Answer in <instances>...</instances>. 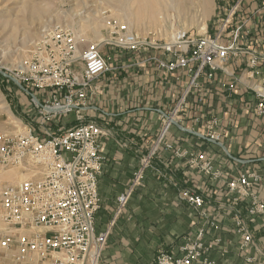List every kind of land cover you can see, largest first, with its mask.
Here are the masks:
<instances>
[{
  "label": "crops",
  "instance_id": "1",
  "mask_svg": "<svg viewBox=\"0 0 264 264\" xmlns=\"http://www.w3.org/2000/svg\"><path fill=\"white\" fill-rule=\"evenodd\" d=\"M250 1L245 13L251 16H243L235 50L213 77L207 76L208 67L199 74L184 108L176 113L177 122L161 141L163 117L175 109L192 73L185 68L162 71L144 59L162 51L144 50L132 57L121 53L119 74L101 77L102 93L95 94L85 112L86 120L104 130L100 142L105 160L98 178L101 206L95 214V230L110 234L99 264H154L161 252L181 254L189 238L202 228L205 243L220 239L204 254L216 264H264V217L250 222L249 198L235 201L226 188L227 176L254 170L261 178L254 190L264 197V119L254 111L258 91H264V0ZM213 117L225 130L220 143L204 134L207 119ZM189 152L204 153L222 175L216 178L191 167ZM145 158L150 162L142 180L118 211V197L130 190ZM183 189L205 195V205L195 207L182 196ZM238 213L253 233L247 247L241 246L235 229ZM193 264L204 263L199 259Z\"/></svg>",
  "mask_w": 264,
  "mask_h": 264
},
{
  "label": "built area",
  "instance_id": "2",
  "mask_svg": "<svg viewBox=\"0 0 264 264\" xmlns=\"http://www.w3.org/2000/svg\"><path fill=\"white\" fill-rule=\"evenodd\" d=\"M176 34L168 41L156 40L120 22L111 26L102 42H94L79 53L75 35L55 28L38 43L31 57L20 62L15 79L31 94L37 117L26 131L5 134L0 142V168L21 165L28 174L24 180L0 185V264H99L109 232L95 230V214L101 206L98 178L105 160L100 142L104 130L83 116L96 94V81L113 68L102 48L111 45L120 53L134 55L161 50L160 55H146L145 61L156 63L162 71L185 68L192 73L175 109L163 117L161 141L170 125L177 122L176 113L184 108L199 74L208 67L211 78L215 70L223 68L240 32L232 28L229 40L220 34L200 38H190L185 31ZM251 61L255 63L256 58ZM258 92L254 111L264 119V91ZM70 112L77 115L74 125L56 123L58 117ZM224 133L217 117L207 119L206 139L220 143ZM149 162V158L143 160L130 190L118 197V211L127 204ZM189 163L216 178L222 175L204 153L189 152ZM260 181L254 170L226 179V188L235 201L249 198L246 211L250 222L259 215L264 217V197L254 190ZM181 193L197 208L206 203L205 195L195 190L183 189ZM234 221L241 246L251 245L253 233L247 219L238 213ZM204 235V228L198 230L181 254L161 252L154 264H193L199 259L204 264H216L204 254L220 239L205 243Z\"/></svg>",
  "mask_w": 264,
  "mask_h": 264
},
{
  "label": "rangeland",
  "instance_id": "3",
  "mask_svg": "<svg viewBox=\"0 0 264 264\" xmlns=\"http://www.w3.org/2000/svg\"><path fill=\"white\" fill-rule=\"evenodd\" d=\"M208 1L204 3L205 12L203 6L191 0H181L175 16L171 18L164 10L160 17L162 9L155 7V4L148 7L146 0H0V70L11 76L0 73V142L5 134L24 132L26 126L35 124L32 119L37 114L32 96L13 79L20 62L32 56L38 43L47 39L45 35L51 30L62 28L71 31L79 42V53L94 42H102L108 36L111 26L120 22L128 23L142 36L155 37L161 41L170 40L172 35L176 37L179 31H185L190 38L220 34L224 40H229L228 34L232 28L239 29L238 40L244 26L243 16L248 15L245 8L249 7L251 1ZM183 2H186L187 8ZM102 50L113 66L105 76L118 75L121 70V53L111 45H104ZM75 69L81 71L78 65ZM102 80L99 78L93 88L97 96L102 93L103 88L99 82ZM29 91L39 93L38 90ZM83 117L86 119L88 116ZM55 121L59 125L64 123L72 126L78 120L76 113L70 112ZM25 171L21 165L0 168V185L24 180L28 175ZM154 220L149 225L153 226Z\"/></svg>",
  "mask_w": 264,
  "mask_h": 264
},
{
  "label": "bare ground",
  "instance_id": "4",
  "mask_svg": "<svg viewBox=\"0 0 264 264\" xmlns=\"http://www.w3.org/2000/svg\"><path fill=\"white\" fill-rule=\"evenodd\" d=\"M142 1V0H141ZM181 0H146V4L147 6L149 7V5H153L155 4V7H158V9H162V13L160 12L159 13V16H163V10L164 12H166L168 14L169 17H173L175 16V10H177V6L179 4ZM186 1V0H185ZM190 1V0H189ZM194 4L198 5V6H203L204 9H205V12H206V7L204 6V3L207 1V0H191ZM210 1V0H209ZM208 1V2H209ZM184 3V2H183ZM191 3V2H190ZM185 4V7L187 8L186 6V2L184 3ZM183 4V5H184ZM192 4V3H191ZM182 6V4H180ZM179 5V6H180ZM190 5V4H189ZM207 6V4H206ZM154 7V6H153ZM181 8V7H180ZM144 9V8H143ZM156 14V13H155ZM156 16V15H155ZM157 18V17H156ZM205 24V23H204ZM206 27V26H205ZM203 27V28H205ZM202 28V29H203ZM204 30V29H203ZM174 38H175V35H174Z\"/></svg>",
  "mask_w": 264,
  "mask_h": 264
},
{
  "label": "water",
  "instance_id": "5",
  "mask_svg": "<svg viewBox=\"0 0 264 264\" xmlns=\"http://www.w3.org/2000/svg\"><path fill=\"white\" fill-rule=\"evenodd\" d=\"M0 73L5 75V76H8V77H11L9 74L5 73L4 71L0 70ZM21 88L24 89V86L16 79H13Z\"/></svg>",
  "mask_w": 264,
  "mask_h": 264
}]
</instances>
